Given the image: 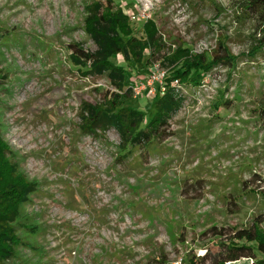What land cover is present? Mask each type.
Here are the masks:
<instances>
[{"label":"rangeland","instance_id":"rangeland-1","mask_svg":"<svg viewBox=\"0 0 264 264\" xmlns=\"http://www.w3.org/2000/svg\"><path fill=\"white\" fill-rule=\"evenodd\" d=\"M94 1L0 0L2 134L39 186L24 208L36 228L22 232L26 244L7 264H190L206 253L200 235L213 224L261 217L264 234V44L256 49L262 35L242 0H114L141 39L154 22L167 51L210 56L221 41L236 57L197 83L179 80L172 134L148 148H123L114 129L81 128L83 103L114 89L71 59L72 43L97 49L85 23ZM146 59L112 60L127 71L129 105L149 120L157 96L135 92L153 68ZM184 60L160 64L171 73Z\"/></svg>","mask_w":264,"mask_h":264},{"label":"trees","instance_id":"trees-1","mask_svg":"<svg viewBox=\"0 0 264 264\" xmlns=\"http://www.w3.org/2000/svg\"><path fill=\"white\" fill-rule=\"evenodd\" d=\"M238 8L245 17L257 22L256 28L262 37L256 39V49L261 47L264 44V0H242ZM85 12L86 30L97 49L89 51L79 43H72L69 45L71 59L74 64L86 68L88 73L105 75L114 89L107 90L100 102L83 103L81 128L88 135L114 129L120 135L123 148H148L154 142L171 136L169 121L183 104L172 81L189 79L197 83L216 66L223 64L230 67L236 60L221 41L218 50L210 56L192 55L189 47L181 51H167V45L154 22L144 24L146 38L141 39L134 34L124 6L114 0H108L107 4L101 0L94 1L85 6ZM119 54L130 64L141 67L145 57L146 64L161 62L170 66L181 57L185 59L182 65L168 73L165 91L158 90L155 94L154 114L149 120H146L144 112L129 105L133 88L125 90L127 71L112 60ZM13 157L0 123V264H7L26 244L22 232L25 229L32 232L36 228V225L27 223L30 217L24 208L39 186L20 169ZM259 222H262L261 217L250 225H211L200 235L208 242L205 243L206 253L190 257V264H228L241 259H250L252 264H264V234L260 231Z\"/></svg>","mask_w":264,"mask_h":264},{"label":"built area","instance_id":"built-area-1","mask_svg":"<svg viewBox=\"0 0 264 264\" xmlns=\"http://www.w3.org/2000/svg\"><path fill=\"white\" fill-rule=\"evenodd\" d=\"M143 17L145 18L146 15L143 14ZM132 18L136 19L137 16L132 15ZM167 76H168V71L161 66L160 62H154L153 68L151 69L150 74L148 75V77L146 78L144 82L140 83L141 86L139 87V89L135 90V92L137 94H140L142 89H146L153 94H156L158 90H161V92H164L166 89V83H167L166 77ZM178 83H179V80L175 79L174 81H172V86L176 87ZM236 262H230L228 264H232ZM178 264H183L182 259L178 262ZM250 264H252V260Z\"/></svg>","mask_w":264,"mask_h":264},{"label":"crops","instance_id":"crops-1","mask_svg":"<svg viewBox=\"0 0 264 264\" xmlns=\"http://www.w3.org/2000/svg\"><path fill=\"white\" fill-rule=\"evenodd\" d=\"M241 260H246V259H241Z\"/></svg>","mask_w":264,"mask_h":264}]
</instances>
